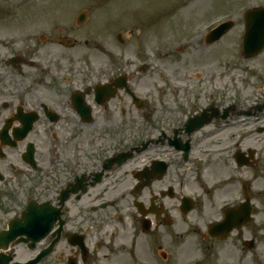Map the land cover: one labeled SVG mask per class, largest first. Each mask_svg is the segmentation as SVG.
Here are the masks:
<instances>
[{
	"label": "flooded vegetation",
	"instance_id": "af4514ba",
	"mask_svg": "<svg viewBox=\"0 0 264 264\" xmlns=\"http://www.w3.org/2000/svg\"><path fill=\"white\" fill-rule=\"evenodd\" d=\"M65 16L0 43V264H254L264 189L254 186L261 156L243 143L253 108L211 106L190 134L186 114L137 95L142 68L116 49L78 61L74 33L89 16ZM32 201L51 208L53 226L8 243ZM214 225L233 230L213 238Z\"/></svg>",
	"mask_w": 264,
	"mask_h": 264
},
{
	"label": "rangeland",
	"instance_id": "374dc122",
	"mask_svg": "<svg viewBox=\"0 0 264 264\" xmlns=\"http://www.w3.org/2000/svg\"><path fill=\"white\" fill-rule=\"evenodd\" d=\"M260 5L264 0H0V15L8 16L0 19V43L6 38L22 40L30 33L38 36L42 28L54 24L55 17L87 11V25L74 33L81 46L72 55L78 61L94 59L101 52L98 49L106 47L133 59L136 65L150 63L149 70L138 75L137 89L143 97L153 94L159 111L186 114L187 120L212 105L220 111L219 106L232 102L238 112L240 108L264 105V51L248 60L242 56L243 12ZM227 19L234 21V28L219 42L207 46L208 30ZM119 34L124 44L117 41ZM219 96L226 98L221 101ZM175 101L180 106L176 107ZM258 121L254 126L262 125L264 111ZM217 125L214 122L206 129ZM255 131L243 143L261 156L254 174L258 194L264 189V131ZM25 184L34 199L36 183L29 179ZM260 235L254 264H264V232Z\"/></svg>",
	"mask_w": 264,
	"mask_h": 264
},
{
	"label": "water",
	"instance_id": "95a60500",
	"mask_svg": "<svg viewBox=\"0 0 264 264\" xmlns=\"http://www.w3.org/2000/svg\"><path fill=\"white\" fill-rule=\"evenodd\" d=\"M232 24H226L220 27L208 38V43L213 44L220 40L231 28ZM246 35L244 38V54L247 58L258 55L264 49V9H257L246 14ZM264 107H259L262 111ZM209 122L202 121L201 117L191 119L188 128L195 130L201 129ZM131 157H127L126 160ZM46 214L47 218L43 219L42 215ZM51 210L49 206L39 208L34 203L30 204L29 208L22 215V220H15L10 225L14 236L9 237L7 242L17 239L19 236H27L31 239H41L46 232H49V227H52L50 220ZM231 226V225H230ZM48 227V229H47ZM233 227H215L213 232L218 234L219 231L228 233ZM212 232V233H213ZM225 238V235H223Z\"/></svg>",
	"mask_w": 264,
	"mask_h": 264
}]
</instances>
